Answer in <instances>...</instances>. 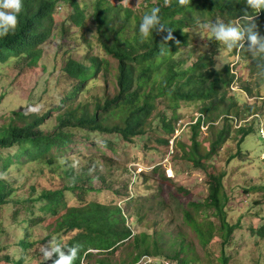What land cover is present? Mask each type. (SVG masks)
<instances>
[{"label":"trees","instance_id":"16d2710c","mask_svg":"<svg viewBox=\"0 0 264 264\" xmlns=\"http://www.w3.org/2000/svg\"><path fill=\"white\" fill-rule=\"evenodd\" d=\"M93 1L91 20L96 44L104 55L88 53L83 61L67 58L62 72L73 87L62 99L50 129L45 127L52 117L51 111L45 114L17 112L10 122L0 127V163L4 152L12 148L17 158L12 166L23 165L24 161H20L22 155L27 157L29 163H40L50 168L64 166L68 161L63 160L62 152L73 141L76 130L117 134L124 140H130L154 127L157 130L162 128L161 132L166 136L159 137V141L170 147V138L175 134L179 120L173 124V119L178 118L184 103L197 104L198 112L209 123L206 132H210V138L204 146L199 140L200 132H203L202 120L192 125L194 136L190 146L184 148L183 158L196 169L205 171L209 194L203 202H191L188 206L179 202L175 204L183 211L181 219L194 228L203 247L207 248L215 238L220 237L223 239L222 249H225L232 242L234 230L227 212L229 198L224 184L227 173L217 172L209 162L229 142L233 133L240 136L239 150L232 156L234 160L241 153L242 143L255 128L245 119L253 115L252 119L258 120L261 106L250 102L240 104L232 86L239 83L248 99L264 100V59L252 56L247 49V40L243 49L229 50L235 61L221 68L217 66L215 50L199 52L197 44H194L193 49L198 54L188 65L189 58L180 53L183 48L195 43L194 32L198 26L206 28L204 25L217 18L225 23H235L251 10L244 0H188L185 5H180L178 0H168V3L165 0H142L137 9L124 6L126 0H116V3L110 0ZM61 2L72 8L65 23L84 29L86 7H82L78 0H23L16 29L0 37V68L14 64L21 73H26L38 65L42 56L41 46L51 35L54 11ZM153 7L161 9L162 21L168 24L166 27L171 30L173 39L164 41L167 31L154 33L149 38L141 37L139 23ZM253 19L257 26L254 30L264 34V9L254 14ZM206 44L215 48L224 47L209 38ZM110 58L115 61L113 67ZM239 68L246 71V76L240 75ZM99 76L105 82L110 81V77L114 79L113 95L99 96L94 100H81L80 97L75 102L78 95H82ZM166 111L171 112L170 117H167ZM16 119L21 123H16ZM240 120L242 123L238 125ZM153 122L157 124L153 126ZM11 156L6 155L8 163L5 170L12 167ZM65 175L72 182L69 187L74 191L73 199L76 202L69 203L61 189L42 191L39 201L43 203L40 209L49 216L46 221L42 218L43 222L49 221L46 229L53 225L54 234L70 233L71 237L65 241L69 246H78L74 264H114L110 258L126 246L134 248L136 252L121 264H134L144 256L177 264L191 263V259L184 256L191 247L183 233L173 236L170 241L172 253H165L159 246L156 231L136 232L132 229L128 209L116 203L87 201L83 192L78 190L87 185L92 188L93 177L89 167L77 174L70 171ZM169 178L163 174V179ZM78 181L79 187L76 184ZM6 187L5 183L0 182V204L8 195ZM177 191L187 192L181 185L177 186ZM126 196L130 200L133 197L129 193ZM174 211L170 202L162 203L160 212L174 218ZM209 211L219 224L209 217ZM134 215L139 218V214ZM41 222L38 219L24 221L26 226L15 243L20 252L18 264L26 261L27 250L33 247L30 241L31 226H38ZM252 234L264 239V227L252 230ZM49 238L50 235L43 242L46 243ZM64 250L67 252V249ZM56 258L54 254L51 260L43 264H52ZM223 261L226 263L225 258Z\"/></svg>","mask_w":264,"mask_h":264},{"label":"rangeland","instance_id":"374dc122","mask_svg":"<svg viewBox=\"0 0 264 264\" xmlns=\"http://www.w3.org/2000/svg\"><path fill=\"white\" fill-rule=\"evenodd\" d=\"M78 1L82 7H86L84 29L74 28L65 23L66 18L72 13V8L61 2L54 11L51 35L41 46L42 56L38 65L26 73H21L14 64L0 68V127L10 122L17 112L45 114L51 111L52 117L45 127L50 129L62 99L73 87L72 82L62 72L67 58L83 61L88 53L104 55L96 44L95 29L91 20L94 1ZM110 1L116 3V0ZM141 2L142 0H126L123 5L137 9ZM194 34L195 43L183 48L180 53L181 56L189 58L186 65L195 60L198 51L207 49L215 50L219 68L235 61L225 47L215 48L206 44L208 38L203 36L208 34L207 28L198 26ZM194 44H197L198 51L193 49ZM221 58L226 63L220 66ZM111 61L113 67L115 61L113 59ZM238 71L240 75L246 76L243 68H239ZM232 90L240 104L246 102L259 104L261 109L258 120L252 119L253 115L245 117L247 120L245 122L247 124L251 122L255 128L242 143L241 153L232 160V156L239 150L240 139V136L233 133L229 142L209 162L215 166L217 172L227 173L224 180L229 198L227 212L234 230L232 242L225 249H222L223 239L220 237L215 238L207 248L203 247L194 228L181 219L183 211L175 204L179 202L188 206L191 202H203L209 194L205 171L196 169L183 158V150L190 146L194 136L191 125L181 132L173 151L159 141V137L166 136L161 132L162 128L157 130L154 127L146 134L130 140H124L117 134L76 130L73 141L62 152L63 160L68 162L59 168L29 163L26 161L27 157L23 155L20 158V161H24L23 165L12 166L17 162L13 155L15 149L11 148L4 152L1 161L3 164L0 163V182L8 187H6L8 195L0 204V264H18L20 252L15 243L23 232L26 226L24 221L27 219H38L42 222L38 226H31L30 241L33 247L27 250L28 257L23 264H41L42 254L39 253V247L47 244L43 241L48 235L50 238L58 237L59 242L71 237L70 233L54 234L53 225L46 229L49 221L43 222V219L46 221L49 216L40 209L43 203L39 201V196L44 190L61 189L65 199L69 203H75L74 191L69 187L72 182L65 172L73 171L77 174L87 167L93 178L92 188L87 185L86 188L78 190L83 192L84 198L87 201L105 204L116 203L125 210L128 209L132 229L136 232L156 231L160 239L159 246L165 253H172L170 241L173 236L183 233L192 248H188L189 252L184 254L191 259L190 264H195L194 258L198 264H224L223 258L226 259L225 264H264V239L252 234V230L264 227V136L261 134V130H264V100L248 99L241 91L239 83L232 86ZM114 91V79L110 77V81L105 82L103 77L99 76L89 84L82 95H78L75 102L80 97L81 100H94L103 95L112 96ZM199 110L197 104L184 103L179 110L178 118L173 119V124L178 119H188ZM166 115L170 117L171 112L166 111ZM15 122L21 123L18 119ZM241 123L242 120L237 122L238 125ZM156 124L157 122H153V126ZM203 132H200L199 140L205 146L210 138V132ZM7 154H12L10 159L12 167L5 170L4 167L8 163ZM163 174L170 178L163 179ZM76 184L79 187L80 181ZM179 185L187 192H178ZM128 193L133 195L131 200L126 196ZM31 198L33 199L30 200ZM163 202H170L172 208H175L174 218L168 213L160 212ZM134 214H139V218ZM199 215H202V212H199ZM209 217L219 224L211 211ZM135 252L136 250L129 246L122 247L110 261L121 264Z\"/></svg>","mask_w":264,"mask_h":264},{"label":"clouds","instance_id":"9594fccd","mask_svg":"<svg viewBox=\"0 0 264 264\" xmlns=\"http://www.w3.org/2000/svg\"><path fill=\"white\" fill-rule=\"evenodd\" d=\"M168 3V0H165ZM247 7L251 10L235 23H225L222 19L217 18L204 27L207 28V37L215 40L219 45H223L228 50H240L245 47L247 40V49L252 53L254 58L264 59V34H260L254 23V14L264 9V0H244ZM180 5H185L188 0H178ZM23 9V0H0V37L13 32L18 24V17ZM168 24L162 21L161 9L153 7L150 12L145 13L139 23V33L142 38L153 37L155 34L167 31L168 35L164 41L173 39L171 30L166 26ZM166 44V43H165ZM226 63L220 59V66ZM64 249H67L65 252ZM79 252L78 246H69L67 242H59L58 237H51L46 245L39 247L41 253V264L44 261L51 260L56 255L52 264H74Z\"/></svg>","mask_w":264,"mask_h":264},{"label":"built area","instance_id":"2783aa9c","mask_svg":"<svg viewBox=\"0 0 264 264\" xmlns=\"http://www.w3.org/2000/svg\"><path fill=\"white\" fill-rule=\"evenodd\" d=\"M200 120H202L201 128L203 129L204 132H206L208 127H209V123H207L205 116L200 112H197L194 115L188 117V119H180L176 123L175 134L170 139V148L172 149V151L174 148V144L178 140L181 132H183L184 129L187 128L188 125L192 126V125L196 124L197 122H199ZM261 134L264 136V130L263 129L261 130ZM82 264H88V263L82 262ZM134 264H177V263H172V262L167 261V260L153 258L150 256H144L143 258H141L139 261L135 262Z\"/></svg>","mask_w":264,"mask_h":264}]
</instances>
